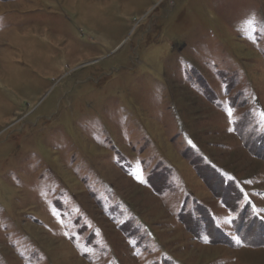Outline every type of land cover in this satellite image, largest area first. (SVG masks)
<instances>
[{"label":"rangeland","instance_id":"1","mask_svg":"<svg viewBox=\"0 0 264 264\" xmlns=\"http://www.w3.org/2000/svg\"><path fill=\"white\" fill-rule=\"evenodd\" d=\"M0 264H264V0H0Z\"/></svg>","mask_w":264,"mask_h":264},{"label":"snow or ice","instance_id":"2","mask_svg":"<svg viewBox=\"0 0 264 264\" xmlns=\"http://www.w3.org/2000/svg\"><path fill=\"white\" fill-rule=\"evenodd\" d=\"M231 114V113H230Z\"/></svg>","mask_w":264,"mask_h":264}]
</instances>
